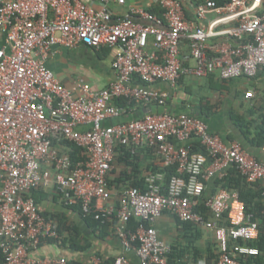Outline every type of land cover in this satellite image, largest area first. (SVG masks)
<instances>
[{"label": "built area", "instance_id": "1", "mask_svg": "<svg viewBox=\"0 0 264 264\" xmlns=\"http://www.w3.org/2000/svg\"><path fill=\"white\" fill-rule=\"evenodd\" d=\"M126 0H0V253L4 264H69L64 256L33 251L58 237L57 220L44 215L31 195L55 192L64 205L101 222L111 221L121 251L112 264H168L170 242L154 226L164 211L209 229L215 264H241L259 252L238 239H255L259 224L246 212L237 189L218 186L205 199V181L222 179L230 168L247 183L262 186L264 159L238 140L225 142L191 112H145L121 120L136 105L165 107L181 77H254L264 65V0H150L116 14ZM151 5L160 13L149 10ZM190 7L193 16H189ZM145 21V22H144ZM54 45L113 48V78L101 88L82 76L64 84L47 65ZM255 95L253 88L244 98ZM197 140L207 155L190 150ZM68 142L81 149L73 161ZM150 149L163 170H147L144 188L124 184L114 191L111 171L117 150ZM264 153V144L261 146ZM209 158V162H207ZM208 208L206 217L196 210ZM264 215V209L262 210ZM131 218L137 223L129 225ZM200 261V260H199ZM202 262V261H201ZM90 264H108L94 255Z\"/></svg>", "mask_w": 264, "mask_h": 264}, {"label": "crops", "instance_id": "2", "mask_svg": "<svg viewBox=\"0 0 264 264\" xmlns=\"http://www.w3.org/2000/svg\"><path fill=\"white\" fill-rule=\"evenodd\" d=\"M149 1L126 0L125 5L111 4V8L116 14L120 15L130 4L144 5L148 4ZM186 11L189 16H193L190 7H186ZM106 48L108 47L94 49L85 45L66 48L54 45L52 47L54 53L48 58L47 65L59 80L66 85L70 84L75 77L82 76L94 87L101 88L113 78L110 63L114 49L109 48L107 50ZM153 86L171 91V98L167 101L166 106L154 108L157 112L162 111V109H168L172 112L195 111L197 114L199 104L207 102L213 105V107L209 109L207 114L202 113V118L206 121L209 130L218 133L225 142L238 140L246 151L259 160L264 159L261 144L258 142L259 138L256 136V126L260 122V115L263 112L264 104V65L259 67L254 77L238 76L230 79H221L217 74H212L203 78L182 77V80L178 82L175 89H170L169 85L165 82L153 83ZM248 88H253L255 95L251 98H244L243 93ZM135 107L128 113L123 114V116L137 114L138 110L144 106L137 105ZM245 121H249L248 126L244 127L246 135L239 126V122ZM141 157L142 174L150 166H162L159 157L154 153L142 152ZM116 162L117 160L115 159L114 163ZM118 164L119 167L116 166L115 168V165L113 166L111 179L117 177L122 170L127 169L125 165ZM124 184H127V182ZM215 184L216 178L212 176L205 181L204 192L207 196L215 191V188H217ZM121 185L123 184L113 183V190H119L122 187ZM42 189L46 192V195L39 200V207L43 211L51 213L58 211L65 212L68 221L70 219L76 222L81 228L79 215L72 209L64 207L55 192L50 189ZM154 226L159 236L166 241L170 243L176 240L183 241L180 238L181 231L177 228L174 215L171 213L164 211L155 219ZM87 235L92 242L91 247L87 250H75L61 246L57 242L43 241L33 251V254L39 256H64L76 264H90V260L94 255L106 259L114 257L121 251L119 240L113 232L103 238L92 235L90 231ZM208 241H215L213 232L202 228V234L197 240V244L204 249ZM129 258L131 264H140L134 251L129 252ZM192 264H215V259L211 256L203 255Z\"/></svg>", "mask_w": 264, "mask_h": 264}, {"label": "trees", "instance_id": "3", "mask_svg": "<svg viewBox=\"0 0 264 264\" xmlns=\"http://www.w3.org/2000/svg\"><path fill=\"white\" fill-rule=\"evenodd\" d=\"M217 3H222L223 0H216ZM151 12L160 13L155 5L149 8ZM107 50L109 48H106ZM182 77L178 80L180 82ZM207 101V100H206ZM116 104H121L125 107L126 113L137 107L134 103H127L126 100L122 98H117L114 100ZM135 107V108H136ZM158 107V106H155ZM213 105L205 102L204 104H199L198 113L195 111L191 113L199 115L202 117V113L207 114L209 109ZM163 111V110H162ZM157 112V110H155ZM159 112V111H158ZM161 112V111H160ZM126 117V116H124ZM249 121L239 122V126L243 129V132L246 135V128ZM256 136L258 142L261 146L264 144V104L263 112L260 115V122L256 126ZM191 151H199L207 155L206 149L199 144L197 140H191L190 143ZM68 147L70 149V155L72 160H78L83 157L81 149L74 145L71 142H68ZM152 154L150 149H139L136 153L131 154L129 150L125 147L117 150L115 159L118 163H121L127 167V169L122 170L117 177L109 179V184L118 183V182H127V184L138 185L144 188L143 183V174H142V162H141V153ZM209 162V158L207 160ZM150 166V165H149ZM148 168V167H146ZM148 170H163L165 171V179H167L171 174L176 173L175 166H166V167H155L150 166ZM224 186L228 188H234L238 190L240 199L244 202V208L246 212H251L253 218L258 221L259 231L255 239H238L239 243H245L250 246H255L258 248L259 252L255 255L247 256L244 260H241V264H264V215L262 210L264 209V200L262 196V186L259 183H247L244 178L239 175L234 168H230L227 174L222 179H216L215 187ZM216 189V188H215ZM46 192L42 188L34 189L31 191V195L38 204L39 200L44 197ZM207 194L205 192L201 196L202 199H205ZM62 205L66 208L72 209L75 211L81 219V228L80 225H77L74 221H67L68 217L65 212L58 211L56 213H51L48 211H43L40 207V211L44 215H49L54 217L57 220L58 224V234L62 236L58 238H48L47 242H57L61 246L69 247L75 250H87L91 247L92 242L89 239L88 234L90 231L92 235L97 237H105L112 232L111 221L101 222L99 219H95L91 214H83L81 212L80 206L78 204L74 205ZM39 206V205H38ZM196 210L202 211L206 217H209L210 213L208 208L203 205V202H199L196 205ZM177 228L180 229V238L183 241L176 240L171 244V250L168 253V264H192L196 262L203 255L211 256L216 259V243L215 241H208L206 247L203 249L197 244V240L202 234V228L198 227L191 222L181 221L176 216H174ZM69 222V223H68ZM137 223L135 218H131L129 221L130 226H134ZM83 229V230H82ZM114 257H108L104 259L105 263L112 264ZM0 264H4L2 254L0 253ZM69 264H76L74 261H69Z\"/></svg>", "mask_w": 264, "mask_h": 264}, {"label": "water", "instance_id": "4", "mask_svg": "<svg viewBox=\"0 0 264 264\" xmlns=\"http://www.w3.org/2000/svg\"><path fill=\"white\" fill-rule=\"evenodd\" d=\"M158 107H161V106H158ZM154 108H156L155 105H146V106L140 108L138 110L137 114H134L132 116H126V117L122 116L121 120H127V119H131V118H136V117H139V116L143 115V113H145V112H155L156 109H154ZM164 110L172 112V111H170L168 109H164Z\"/></svg>", "mask_w": 264, "mask_h": 264}, {"label": "rangeland", "instance_id": "5", "mask_svg": "<svg viewBox=\"0 0 264 264\" xmlns=\"http://www.w3.org/2000/svg\"><path fill=\"white\" fill-rule=\"evenodd\" d=\"M114 165H115V168H116V166L117 167H119V164L116 162V163H114ZM124 183H126V182H123V181H121V182H118L117 184H123L124 185ZM123 185H121V186H123ZM119 186V185H118ZM67 221H68V219H67ZM71 220L69 219V222H70ZM68 222V223H69ZM89 233V232H88ZM87 235V234H86ZM62 236H59V234H58V239H60Z\"/></svg>", "mask_w": 264, "mask_h": 264}]
</instances>
